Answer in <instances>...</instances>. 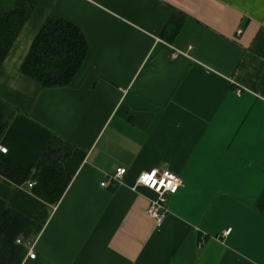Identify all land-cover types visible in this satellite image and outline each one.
Returning <instances> with one entry per match:
<instances>
[{
	"label": "crops",
	"instance_id": "1",
	"mask_svg": "<svg viewBox=\"0 0 264 264\" xmlns=\"http://www.w3.org/2000/svg\"><path fill=\"white\" fill-rule=\"evenodd\" d=\"M51 16L88 53L70 85L41 89L20 68ZM0 100L16 111L0 146L19 167L51 135L73 146L69 184L21 264H264V0H37ZM118 167L123 182L101 187ZM151 169L182 180L159 228L155 194L136 186Z\"/></svg>",
	"mask_w": 264,
	"mask_h": 264
},
{
	"label": "trees",
	"instance_id": "2",
	"mask_svg": "<svg viewBox=\"0 0 264 264\" xmlns=\"http://www.w3.org/2000/svg\"><path fill=\"white\" fill-rule=\"evenodd\" d=\"M37 0H17L8 13L0 10V67ZM88 53L87 42L73 24L48 17L34 38L20 72L41 89L72 83ZM16 111L0 100V139ZM73 146L51 135L29 169H23L0 152V264H21L27 243L39 235L70 178L63 168ZM28 181L35 185L23 189ZM21 240L17 244L16 240Z\"/></svg>",
	"mask_w": 264,
	"mask_h": 264
},
{
	"label": "built area",
	"instance_id": "3",
	"mask_svg": "<svg viewBox=\"0 0 264 264\" xmlns=\"http://www.w3.org/2000/svg\"><path fill=\"white\" fill-rule=\"evenodd\" d=\"M239 33V32H238ZM179 55H184L182 52L174 51L171 53V58L175 59ZM240 93V90H237ZM0 152L2 154L7 153V149L0 146ZM126 174V169L123 167H118L114 170L112 174L106 175V181L100 183L101 187H106L109 183L113 182L116 184H121L123 182L124 176ZM145 177H152L151 180H146ZM35 185V182H28L23 187L24 190H28ZM136 186H142L155 194L153 199L149 200L148 207L146 209V214L151 219L154 220L157 228L161 227L166 216L168 215L167 209V196L175 194L179 187L182 186V180L172 172L166 169H151L149 171L139 174L136 180ZM136 186L131 187V190H135ZM229 233V230L225 232V235ZM17 244H21V240H16ZM27 258L34 259V244L33 242L27 243Z\"/></svg>",
	"mask_w": 264,
	"mask_h": 264
},
{
	"label": "snow or ice",
	"instance_id": "4",
	"mask_svg": "<svg viewBox=\"0 0 264 264\" xmlns=\"http://www.w3.org/2000/svg\"><path fill=\"white\" fill-rule=\"evenodd\" d=\"M145 179H146V180H151V179H152V177H145Z\"/></svg>",
	"mask_w": 264,
	"mask_h": 264
}]
</instances>
